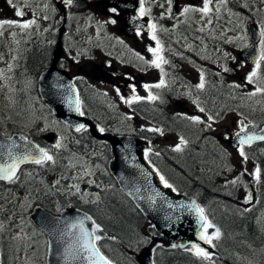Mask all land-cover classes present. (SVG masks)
<instances>
[{"label": "flooded vegetation", "instance_id": "1", "mask_svg": "<svg viewBox=\"0 0 264 264\" xmlns=\"http://www.w3.org/2000/svg\"><path fill=\"white\" fill-rule=\"evenodd\" d=\"M199 1L202 2V8L203 0ZM252 1L254 2V0ZM262 1L263 6L257 7L256 20L247 17L244 22L246 27L236 28L235 30L229 23V21H233L234 15L227 12L226 6L230 5L232 10L233 3H240L234 1L222 6L226 9V19H229V21L224 22V32L215 34V36L211 34L203 37L202 35L206 34V28L210 29L215 24V21L209 17L215 15L219 18V22L221 21V12L210 9V12L205 15L209 25L197 28L198 46H201V40L209 41L213 45V49H209L207 53L208 59L210 58L211 61H207L205 65H202L200 61L202 53L196 51L195 42L193 47L190 45L192 50L188 49L186 51L176 42L178 39L177 35L174 34L175 43L170 45L169 35L163 28V24H166V14L168 12L173 29H182L185 26V19L184 14L181 13L192 0H171V5H168V0H143L145 9L143 16L140 15L141 0H72L71 4L66 3V0H13V4L24 12L23 17L15 16L16 8L12 7L8 0H0V19L2 18V21H14L15 18H19L17 20L19 22L36 21L30 28H18L21 33L13 34L17 37L15 45L17 60L14 61L17 69L16 76H11L13 79L22 78V75L28 74L26 69L29 67L35 66L37 68L36 73H39L44 67L54 62L57 67L67 71L69 76L79 84L82 92L83 90L93 91L91 93L92 99L94 98L93 94L100 93L101 95H98L95 99L97 100L107 96L103 94L102 89L96 87L92 75L88 72H70L78 62L87 60V66L94 65L97 67L106 79L110 81L121 80L122 83L134 81L135 77L131 76L132 73L128 69L139 63L136 67L146 68L145 76L140 74V78L145 80L148 85L159 83L161 78L168 83L171 78L174 82L187 83L189 85L187 87L188 93H192L194 95L193 99L200 101L199 89L201 90V88L198 85L200 84L201 73H203L204 84L205 82L213 84V90L208 93L210 98L207 102L208 108H203L204 113L211 114L212 112L225 111L228 114L242 116L246 130L255 131L264 125V92L246 95L249 98V104L242 103L247 107L234 108L232 106L237 100L239 101L235 98L237 96L234 92L236 91L234 88L235 82L249 84L246 77L253 71L255 67L254 60L260 53V40L262 39L260 33L264 30V0ZM223 2L222 0L219 1V3L225 4ZM209 7L211 8V5ZM113 8L117 10L116 13L111 11ZM169 8H171V11H169ZM247 12H250V10H247ZM136 18L143 20L147 26L149 24L156 25L155 35L162 48L160 55L167 61V63L161 64L163 75L160 73L159 68L152 65L151 61L155 59L152 53L148 49L141 50L144 41H147L148 48H156V41L151 39L152 33L149 27L142 31L135 26L134 20ZM77 19H83L86 23L91 22L93 27L81 29L77 26ZM112 20H115L116 23H111ZM250 24H254L255 27H249ZM11 29L16 30L17 28L5 25L3 29H0V51L7 44L6 39ZM137 31H139V35H137ZM234 34L241 35L242 38L240 37V40L235 41L232 38ZM58 41L61 42V53L59 57L54 59L53 52ZM218 43L222 45L217 46ZM224 46L226 48L219 52L218 49ZM229 47L235 48L228 50ZM135 53L136 55H134ZM185 54L189 57L184 58ZM140 57H143V59H140ZM176 59L179 61L178 64L181 65V69L171 75L167 71L170 68L171 61ZM225 69H228V71H225ZM253 83L258 84L260 88H264V61L260 62L258 77L254 78ZM155 89L158 88H150L151 92H154ZM205 90H207V87H205ZM218 98L224 101L222 104L226 105L225 109L217 107ZM95 100H93L94 103H91L84 96H81V112L85 115H93L95 112L105 114L103 110H108V107H97ZM93 104L97 109L90 108ZM166 107L169 108V104ZM200 109L198 108L195 111L185 110L186 113L196 114L201 112ZM110 111L116 112L114 103L110 104ZM177 111L179 112V110ZM167 112L176 114L173 110ZM95 121L101 123L98 119ZM41 143L47 144L43 136L41 137ZM246 151L252 153V156L247 158L253 180V187L250 192L253 196H259L261 195L260 192L264 190V143L251 145L246 148ZM257 168L260 169L258 181L254 175ZM78 203H81V201H78ZM83 205L93 207L94 204L86 203ZM261 206L264 209V204ZM249 212L252 216L259 213L254 206L249 209ZM258 222L264 223L262 219H259ZM259 250L263 252L264 242L261 243ZM244 262H246L245 264H262L257 260Z\"/></svg>", "mask_w": 264, "mask_h": 264}, {"label": "rangeland", "instance_id": "2", "mask_svg": "<svg viewBox=\"0 0 264 264\" xmlns=\"http://www.w3.org/2000/svg\"><path fill=\"white\" fill-rule=\"evenodd\" d=\"M209 5H211V9L213 11H216L217 8L221 12V21L219 22V18L217 16H211L209 17L211 20L215 21V24L209 29L206 28V34L202 35L203 37L219 34L221 32H224V22L229 21V19H226L227 15L225 14L226 9L222 6L227 5L229 2L238 1L240 4H236L237 7H232V10L230 9V5H227V12L234 15V19L231 23V25L234 27V30L236 28L242 29L245 27V19L247 17H251L256 20L257 18V7L263 6L262 0H226L225 4H221L215 0H210ZM169 5V4H168ZM190 8L192 9H199L202 6V2L199 0H192L190 4H188ZM247 10H250V12H247ZM195 13V24L198 27H205L209 25V21L206 16L203 15L200 11H189L186 13V15L189 18H193V15ZM184 15V19H188ZM204 16V17H203ZM19 20V18H15L14 21ZM2 21V18L0 19ZM78 27L81 29H84L86 27L92 28L91 22L86 23L83 19H77ZM18 22V21H17ZM21 22V21H20ZM222 23L221 25L219 23ZM43 25V24H41ZM187 25V24H186ZM34 27V26H33ZM166 27L171 28L170 19L168 18V12L166 14ZM188 27V25H187ZM188 28H185L187 30ZM21 33L19 29L13 30L11 29L8 32V36L6 39L7 44L3 47V49L0 51V129L5 131V125L10 122H15L14 119H18L17 123L18 125H22L24 128L27 129L32 127V129L41 130L38 131V136H44L50 131L49 128L55 129L56 137L50 142L47 149H49L50 152L53 153H59L61 150H66L67 154H63L60 156V163L63 167V169L66 171V174L61 175L60 177H56L53 174L46 173L45 171L42 172V174H31L30 172L26 173L23 178L21 179L22 185L25 187V192L21 191L18 194H15L16 199H14V203L20 205L23 203L25 206H19L16 207V210L6 211V209L3 208L1 211V215L4 217L5 221L0 222V227H4L5 224H7V220H10L11 218H16L17 223H19V220H22V216L19 214L21 213L23 215V211H20L21 209H29L38 197L43 196L44 194L50 193L54 195V199L59 202L60 198L63 199V201H69L70 195H77L78 197H83L87 200H91L95 198L96 196L94 194H90V187L97 186L96 182L93 179V176L91 175V170L94 171L98 169H102V163L98 162V164L93 165L92 162L88 163L83 156L80 154H77L79 151L76 146V140L75 138L70 139L68 136L69 134L65 131L60 132L56 128V124L54 123V120L51 117H40V111L38 110V107L34 106L36 104V99L31 98L29 95V90H32V83L30 82H24L21 83V89L24 91L26 102L22 103L23 105L20 106L17 102V99H19L20 94L17 89L16 83L11 81V76L8 77L9 71L13 74L15 69V62L17 60V52H16V43H17V37H15L13 34ZM197 32V27H191L189 31H182V33H185V36L188 39H194V33ZM180 33V31H176L175 34ZM241 35L237 36L234 34L232 38L237 41L240 40ZM240 42V41H239ZM184 46L188 49L192 50L193 44H190L189 41L184 40ZM190 45L192 47H190ZM222 45L221 43H218L217 46ZM181 46V45H180ZM182 47V46H181ZM142 50L145 51L144 42L141 46ZM226 47L218 49L219 52L223 51ZM235 47H229L228 50H231ZM195 49L197 52L201 51V63L202 65H205L207 61H211V59H208V50L213 49L212 43L209 41L201 40V46L195 44ZM213 51V50H211ZM194 54V53H192ZM88 61L83 60L82 62H78L70 71L72 73H84L88 72L92 75L94 78V82L96 83V87L99 89H102L103 91H106L111 98L108 99L107 102H113L115 104V110L116 112L110 111V104L108 105V110H103L105 113V116L108 118V120L112 119V116H119L120 119L129 114V111H127L126 106L128 105L125 103L126 100L131 99L134 95L140 96L142 99L140 100H147L148 96L150 95L148 91L145 90L144 85H148V83L144 80H141L138 77H135L133 82L130 83H122L121 80H114L110 81L106 79L98 70L97 67L94 65L87 66ZM171 71L173 69H170ZM24 72V70H23ZM13 80V79H12ZM238 85V87H236ZM259 86L258 84L252 83V84H246V82H235L234 88L236 91H234L237 96L235 98L239 99L237 102H235V105L237 107H247L245 104H249L248 97L246 95L256 93V88ZM133 87H135V92H133ZM177 88L179 90V93L181 97L174 101L176 106L175 108H181L185 109H195L199 107L200 101L193 99L194 95L192 93H188L187 86L178 83ZM117 89L119 90V94L117 92ZM94 98L92 100H95L98 95H101L100 93L93 94ZM163 93L161 92L159 95V98L162 99ZM123 97V99H121ZM134 102V101H133ZM243 102V103H242ZM94 103V102H93ZM27 110L29 115L23 116L24 111ZM242 110V109H241ZM200 114V113H198ZM205 114V113H204ZM204 114H202L200 117H203ZM146 115V114H145ZM226 117L223 120H220L218 122L211 123L213 126V139L216 140V142L219 145V149L223 152V163H222V170L226 173V175L235 174L239 171H244L243 178L246 180L243 184V187H241L238 184V181L235 184H232L234 186V191L238 192L236 194V200L237 202H241L244 204V207L247 208L249 203H245V199L247 197L246 195V189L249 185L252 183V179L250 177V164L248 160L244 161L243 158L239 155V149H232L228 145V138L229 135H231L233 132L238 130L240 128V122L243 121L242 116H238L235 114H227ZM19 117L28 118L26 119L27 123L22 122ZM133 117V116H132ZM125 118L124 120H128ZM13 119V121H12ZM7 120H9L7 122ZM133 120L140 128H146V129H155L158 133V136L153 140L155 143L165 145L167 147H172L173 149L179 144L180 137L171 132H160L159 129L151 123L144 122L143 120L137 119L136 117H133ZM6 122V123H5ZM245 121L243 122V124ZM113 129H116L113 127ZM30 130V129H29ZM70 140L69 142H66V140ZM59 143L61 146L59 148H56L55 145ZM83 158L84 163H80V159ZM247 171V172H246ZM93 173V172H92ZM235 180V179H233ZM232 180V181H233ZM77 187L79 191L77 190ZM64 193V194H58V193ZM234 194V193H233ZM67 195V196H66ZM7 202V201H6ZM264 204V201H263ZM19 212V213H18ZM261 219L264 221V211L261 213ZM264 225V223H262ZM212 231V229H209V233ZM264 231V227H263ZM4 236L6 240H9V245L12 246L9 247V251L11 253H15L14 256H8V258L13 257L11 260L14 264H33L29 262L28 258V250L30 249L32 245V239L27 236V233L24 232L23 227L15 228L11 231L4 232ZM132 249L133 251L138 248L143 247H150L153 248L158 244V242L152 238V235L148 232L146 225H143L138 230V236L132 235L131 237ZM107 244V243H106ZM143 245V246H142ZM40 249V248H39ZM109 250L112 249V246L107 248ZM140 250V249H139ZM116 251V250H115ZM132 251V250H131ZM40 254V250L38 252ZM136 253V252H135ZM131 255V254H130ZM248 256L244 255H237L235 257V261H237L239 264H243L246 260H260L261 262H264V250L261 252L260 250H254L252 249L247 253ZM134 257V254H133ZM241 257L244 261L241 260ZM118 258L120 259V264H134L132 260L130 259L129 255L125 257L124 254H119ZM12 263V264H13ZM8 264V263H7Z\"/></svg>", "mask_w": 264, "mask_h": 264}, {"label": "water", "instance_id": "3", "mask_svg": "<svg viewBox=\"0 0 264 264\" xmlns=\"http://www.w3.org/2000/svg\"><path fill=\"white\" fill-rule=\"evenodd\" d=\"M69 85L72 86L71 91L68 89ZM37 89L40 98L54 116L71 130L76 131L80 125H87L92 137L109 142L114 156L112 175L119 189L133 202L137 210L152 224L154 230L165 241L179 248H184L192 243L203 245V242L197 238L199 226L196 215L186 208L179 207L190 204L192 200L182 194L173 193L159 183V177L147 163L141 152L140 141L136 137L98 133L86 116L79 115L75 111V100L78 98L77 89L67 74L55 66H51L39 75ZM69 100L72 101L71 106ZM248 135L257 137L264 135V127L259 132ZM10 137L21 145L17 151H23L26 146L36 145L30 139H21L17 134ZM255 140L263 141L254 139L252 142ZM6 142H8V137L0 135V144ZM30 163H23L20 167ZM157 192L160 193L158 197L155 195ZM152 198L156 200L155 204L151 202ZM169 204L173 207L169 208ZM85 216L89 217L77 210H64L59 216H55L40 207H36L31 212V221L47 238L46 264H65L61 256L64 244L53 239L51 230L57 224L62 228L64 224L60 222H75ZM85 226L91 230L92 221H86ZM136 260L138 264H153L148 248L143 249L137 255ZM72 264H86V262L78 260Z\"/></svg>", "mask_w": 264, "mask_h": 264}, {"label": "snow or ice", "instance_id": "4", "mask_svg": "<svg viewBox=\"0 0 264 264\" xmlns=\"http://www.w3.org/2000/svg\"><path fill=\"white\" fill-rule=\"evenodd\" d=\"M72 0H66V3L71 4ZM169 5H171V0H168ZM223 2V0H222ZM8 3L12 5V7L16 8L15 16L17 17H23L24 12L20 10L15 4H13V0H8ZM210 0H203V7L199 9H192L189 7H185L182 11V15L188 13L189 11H200L204 15H207L210 12ZM113 13H116V9H111ZM169 11H171V8H169ZM217 11L219 9L217 8ZM145 13V9L143 6V0H141L140 3V15L143 16ZM36 23L35 20H29L28 22H17L13 20H4L0 21V29H3L5 25L8 26H15L19 27L21 29H28L32 25ZM111 23L115 24L116 21L112 20ZM149 29L151 30V39L156 41V48L149 47L148 51L152 53L153 59L151 61L152 65L156 68L161 69V74L163 75V69L161 68L162 63H167L166 60H164L163 56L160 55L162 52V48L160 47V41L157 40V37L155 35L156 25L155 24H149ZM139 31H137V35H139ZM262 39L260 40V53L257 58L254 60L255 67L252 72L248 74L246 77L247 83L251 84L254 82V78L258 77V70L260 68V62L264 61V30L260 33ZM140 59H143V57H140ZM225 71H228V69H225ZM165 86L164 79H160L159 83L155 85H144L145 90H149L151 87L155 88H161ZM199 88L204 87V77L203 73H201L200 78V84L198 85ZM238 87V85H236ZM69 91H71L72 86H68ZM133 92H135V87H133ZM117 92L119 94V90L117 89ZM256 92H264V88H260L257 86ZM251 95H255V93H252ZM123 99V97H121ZM142 99L140 96H133L131 99L126 100L125 103L131 104L133 101H139ZM149 100H155L156 97L152 96L151 94L148 96ZM70 106L72 105V101L69 100ZM75 111L79 112L81 115H83V112L80 110V101L79 98L75 100ZM201 112L204 111L203 108L200 109ZM189 119L192 120L194 123H203L198 117H190ZM212 116H208V120H212ZM83 125H80L76 128V131H81L83 128ZM103 131V129H101ZM148 131H157L155 129H148ZM246 133V126L243 124V121L240 122V130L235 134L237 143H238V149H239V155L243 158L244 161L247 160V155L244 151V145L250 144L254 139L264 140V135L261 136H251L244 134ZM244 134V135H242ZM21 139H24L21 137ZM185 141L183 138L180 139L179 145H177L173 151H181V145H183ZM61 145L57 143L55 145L56 148H59ZM21 148V145H19L15 140H13L11 137H8V142L0 144V181H8V182H15L17 177V171L20 168V165L26 162H31L36 165H43L46 162L54 161V158L52 155L49 154L47 150L44 148L39 147L38 145L35 146H26L23 151H17ZM148 156V152H145V157ZM156 174L159 177L160 183L163 185L164 188H169L173 192L176 191V189L173 187L171 183L164 177V175L160 174L158 171ZM255 178L257 181L260 178V169L257 168L255 170ZM237 181L233 180L231 181L232 184H235ZM77 190L79 191L78 187ZM157 197L160 196V193L157 192L155 194ZM151 202L153 204L156 203V200L154 198L151 199ZM245 203L251 202V194L249 193L246 197ZM169 208H172L173 205L169 204ZM179 207L186 208L189 212H192L196 215L197 218V224L199 226V231L197 233V238L199 241L203 242L204 244H207L209 246L214 247L213 241L217 240L220 237V230L218 228H215L213 233H209V229H213L214 225L209 221L208 217L205 215V209L200 207L198 204L195 203V201H192L190 204L180 205ZM91 220L90 217H83L82 219H78L75 222H60L63 223L64 226L61 228L59 224L55 228L51 230V234L54 240L60 241L64 244L61 256L63 257V260L65 264H72L74 261L78 260H84L86 264H111V261L108 260L101 252L100 248L97 246V242L102 239L100 235H97L98 232L102 231L99 225L95 223V221H92V227L91 230L85 226V222ZM46 227V226H45ZM51 246V245H49ZM173 247H176V245H173ZM190 249L194 252V254L197 257L203 258L205 260H211L210 253L201 247L198 243H192L190 245Z\"/></svg>", "mask_w": 264, "mask_h": 264}, {"label": "trees", "instance_id": "5", "mask_svg": "<svg viewBox=\"0 0 264 264\" xmlns=\"http://www.w3.org/2000/svg\"><path fill=\"white\" fill-rule=\"evenodd\" d=\"M28 69L32 71L33 77H35V70L37 68L33 66V67H29ZM32 94L35 95V90L32 91ZM20 95L21 98L19 97V99H17V102L19 103L20 106H22L23 105L22 103L26 102V100L22 98V96L24 97V95L21 92ZM38 105H40L43 109H46L43 106V104L40 103V101ZM141 118L144 120L148 119L145 115H142ZM157 118L159 119L160 123L164 124L165 126H169L166 117L157 115ZM168 120H171V122H173L172 119H168ZM171 126H174V123H172ZM7 127L12 131L16 130V128L13 127V125H8ZM127 129L128 126L126 125L122 127L123 131ZM135 135L143 141L151 140L147 135L145 129L138 128L137 130H135ZM81 143L92 144V141L86 136L85 141L84 142L81 141ZM159 151L161 152L162 150ZM105 153L107 156H110L109 149L106 145H105ZM170 154L181 156V154L179 153H170ZM182 157H185V155ZM187 160L189 162L184 163L183 167H181V165L179 164L177 170L182 169L179 172L177 170H173L172 175H169L167 173V176L169 178H172L177 182L179 181L181 182L182 179V176H179V173L180 175H183V173L186 175L188 174V177L184 179L183 184L180 185V187H178L177 190L193 198L198 204H200L206 210L205 211L206 213L210 210L211 205H213V208H215L217 211H220L221 213H225L224 203L220 205H215L220 200L221 195L220 194L218 195L217 191L214 189L213 180L210 178V176H208V174L205 173V177L203 180L202 179L199 180L196 178L197 173H195L194 169L197 166H201L204 163H206L209 160V158H204L201 160L197 154L192 152L187 157ZM191 181L194 183L196 188L203 187L201 192L199 191V193H195L194 190L195 187L191 183ZM110 182L113 183L112 179H110ZM8 191L10 192L9 187L5 186L4 184H1L0 199ZM105 199L109 200V197ZM111 200L118 201L119 199L111 198ZM118 203L119 204H116L115 206L110 205V208L107 206V204L103 205L102 203L101 209L105 210L104 213L100 212V214H94L92 213V211H89V213L94 215V217L95 216L103 217L104 223L99 224L100 228L102 229L101 234L107 235L109 237V240L110 242H112L114 248L121 250L122 253H127V251H129L131 246V244L128 241L129 236H131V234H133L134 231H138L139 228H141L144 224L146 225L147 223L142 218L140 213L138 211H135L130 206L129 202L122 195H121V200ZM207 215L209 216L208 213ZM219 226L221 233L225 234L227 238L230 240L227 243V247H231L232 243L256 244L257 241L264 242V235L259 233L258 227L254 226L251 220L247 216H243L241 219H237L234 216H223L220 214ZM147 229L152 233L153 236H156V234L150 229L149 226ZM156 238L160 241V243L163 242L158 236H156ZM98 246L110 261L115 262L116 257L114 256V253L105 250L100 242H98ZM157 262L158 264H164V263L165 264H201L199 259L191 255V252L186 250L180 251L168 246H165L161 249L160 253L157 255Z\"/></svg>", "mask_w": 264, "mask_h": 264}, {"label": "bare ground", "instance_id": "6", "mask_svg": "<svg viewBox=\"0 0 264 264\" xmlns=\"http://www.w3.org/2000/svg\"><path fill=\"white\" fill-rule=\"evenodd\" d=\"M201 192V191H200ZM204 192V191H203ZM214 197V196H213ZM222 228V227H221ZM224 230V229H223ZM165 264V263H164Z\"/></svg>", "mask_w": 264, "mask_h": 264}]
</instances>
